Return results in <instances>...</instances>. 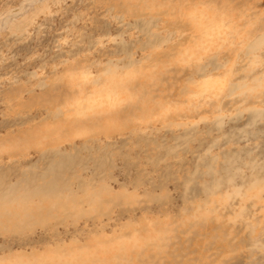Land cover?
I'll use <instances>...</instances> for the list:
<instances>
[{
  "label": "rangeland",
  "instance_id": "obj_1",
  "mask_svg": "<svg viewBox=\"0 0 264 264\" xmlns=\"http://www.w3.org/2000/svg\"><path fill=\"white\" fill-rule=\"evenodd\" d=\"M263 36L264 0H0V264H264Z\"/></svg>",
  "mask_w": 264,
  "mask_h": 264
},
{
  "label": "bare ground",
  "instance_id": "obj_2",
  "mask_svg": "<svg viewBox=\"0 0 264 264\" xmlns=\"http://www.w3.org/2000/svg\"><path fill=\"white\" fill-rule=\"evenodd\" d=\"M261 40H262V41L264 40V36L261 37V39H259V41H261ZM259 41H258V42H259ZM255 46H256V45H255ZM259 46H260V45H259ZM256 48H257V47H256ZM256 48H255V49H256ZM42 175H43V174H42ZM50 185H51V184H50ZM50 188H52V187L50 186ZM28 192H29V191H28ZM30 195H31V194H30ZM35 195H39V196H41V195H42V191L39 190V189H37L36 192H35ZM55 196H56V195H55ZM32 197H33V196H32ZM44 197H45V196H44ZM13 198H14V197H13ZM38 199L40 200L41 198H38ZM38 199H37V200H38ZM9 200H10V199H9ZM11 200H12V199H11ZM22 200H24V197H23ZM27 200H29V199H27ZM27 200H26V202L28 203ZM3 201H4V200H3ZM18 202H19V201H18ZM21 202H22V201H21ZM15 203H16V202H15ZM40 203H41V202H40ZM45 203H46V202H45ZM3 204H4V203H3ZM3 204H2V205H3ZM9 204H10V203H9ZM4 205H5V204H4ZM35 206H36V205H35ZM3 207H4V206H3ZM5 207H7V206H5ZM12 207H13V206H12ZM7 208H8V207H7ZM9 209H10V208H9ZM21 209H22V208H21ZM10 211H11V210H10ZM12 211H13V210H12ZM19 212H20V211H19ZM13 216H14V214H13ZM12 218H13V217H12ZM14 218H15V217H14ZM9 221H10V220H9Z\"/></svg>",
  "mask_w": 264,
  "mask_h": 264
}]
</instances>
